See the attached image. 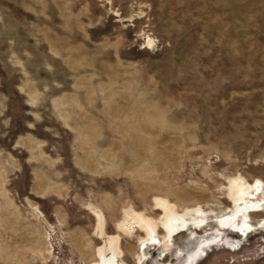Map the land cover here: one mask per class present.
<instances>
[{
  "label": "rangeland",
  "instance_id": "1",
  "mask_svg": "<svg viewBox=\"0 0 264 264\" xmlns=\"http://www.w3.org/2000/svg\"><path fill=\"white\" fill-rule=\"evenodd\" d=\"M190 252L264 264V0H0V264Z\"/></svg>",
  "mask_w": 264,
  "mask_h": 264
},
{
  "label": "bare ground",
  "instance_id": "2",
  "mask_svg": "<svg viewBox=\"0 0 264 264\" xmlns=\"http://www.w3.org/2000/svg\"><path fill=\"white\" fill-rule=\"evenodd\" d=\"M237 194H238V191H237ZM244 193H241V195H243ZM240 197H242V196H240ZM239 196L238 197H236L234 200L235 201H239L241 198H240ZM165 204V203H164ZM162 205V204H161ZM161 207V206H160ZM163 209H164V212H165V218L163 219L164 221L162 222V228H164V229H166V234L168 235V236H170L171 234H172V232H173V225L176 223V222H178L177 220H176V222H173V219L171 218V217H174L175 216V214H174V212H172V208L171 207H169L167 204L166 205H163ZM162 209V210H163ZM241 211V210H240ZM244 211V210H243ZM243 211H241L240 213H242L243 214ZM163 215H164V213H163ZM176 217V216H175ZM176 218H178V217H176ZM175 218V219H176ZM182 218V217H181ZM174 219V220H175ZM179 219V218H178ZM140 220H142V219H140ZM140 220H139V222H140ZM144 220V219H143ZM142 220V221H143ZM233 220V218H227L226 219V221L225 222H228V223H231V221ZM142 221H141V223H142ZM185 222V221H184ZM138 223V222H137ZM143 223H144V228L143 229H145V228H147L148 229V227H151V228H154L155 227V225L154 224H152L151 223V221H143ZM178 223H180V222H178ZM222 223V222H221ZM139 224V223H138ZM182 224V226L184 225V223H181ZM226 224V223H225ZM222 225V224H221ZM184 226H186V225H184ZM175 227H177V225L175 226ZM179 227V226H178ZM142 229V230H143ZM146 231V230H145ZM155 231V230H154ZM176 231V230H175ZM240 233L239 234H241L243 231H239ZM235 233H237L238 234V232H235ZM148 234V233H147ZM147 236V235H146ZM148 236H149V234H148ZM210 238V236L208 237V239ZM205 240H206V238H204ZM113 240H115V239H113ZM113 240H112V242H113ZM167 240V239H166ZM203 240V239H202ZM168 242V241H167ZM209 242V241H208ZM194 243H196V242H194ZM193 243V244H194ZM207 242L206 241H204V242H202V243H200V244H197L196 245V248H195V250H194V252L198 249V248H200L202 245H204V244H206ZM192 247V246H191ZM193 247H195V246H193ZM192 251V250H191ZM191 253V252H190ZM103 262V261H102ZM110 262V261H109ZM108 262V264H111V263H109ZM112 262V261H111ZM104 263H105V261H104ZM102 264V263H101Z\"/></svg>",
  "mask_w": 264,
  "mask_h": 264
},
{
  "label": "flooded vegetation",
  "instance_id": "3",
  "mask_svg": "<svg viewBox=\"0 0 264 264\" xmlns=\"http://www.w3.org/2000/svg\"><path fill=\"white\" fill-rule=\"evenodd\" d=\"M212 240V239H211ZM223 239H220V241H222ZM218 241H219V239H218ZM227 242H229L228 241V239H225L224 241H222L221 242V244H227ZM207 244H208V242L206 243V244H204V245H202L200 248H198L195 252H194V254H196L197 253V251H199V250H202L203 248H205V246H207ZM193 254V255H194ZM191 253H187V256H186V258L185 259H183L179 264H187L188 262H190V259H191ZM192 258H194V256L192 257ZM192 261V260H191Z\"/></svg>",
  "mask_w": 264,
  "mask_h": 264
}]
</instances>
